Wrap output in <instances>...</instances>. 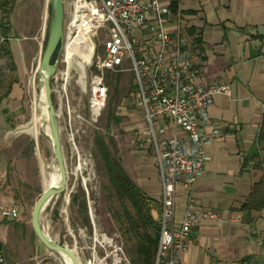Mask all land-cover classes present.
I'll return each instance as SVG.
<instances>
[{"label":"built area","instance_id":"2783aa9c","mask_svg":"<svg viewBox=\"0 0 264 264\" xmlns=\"http://www.w3.org/2000/svg\"><path fill=\"white\" fill-rule=\"evenodd\" d=\"M5 1L0 0V8ZM173 2L70 0L60 60L51 79L58 118L66 115L68 127L79 133L85 123H98L107 107L108 73H133L162 184L160 238L153 264H183L192 231L208 221L224 223L214 211H194L192 200L182 220H176L178 191L191 190L206 174V148L222 135L219 129L207 134L214 125L210 109L217 96L231 97L232 89L226 83L195 82L200 52L184 30L181 15L173 13ZM9 39L0 29V66ZM41 56L29 75L33 89ZM73 84L79 90L76 95L71 93ZM86 209L83 222L70 230L80 264H131L122 235L99 230L89 198ZM0 217L16 221L20 211L1 207ZM259 245L264 247V236ZM0 264H6L2 253Z\"/></svg>","mask_w":264,"mask_h":264},{"label":"crops","instance_id":"0c3cea01","mask_svg":"<svg viewBox=\"0 0 264 264\" xmlns=\"http://www.w3.org/2000/svg\"><path fill=\"white\" fill-rule=\"evenodd\" d=\"M31 2L42 6V13L37 12L35 25L19 40L17 47L11 45L10 32L7 47L14 69L10 68L7 58L0 66V107L6 106L8 119L20 117L24 89L28 87L32 67L42 54L50 27L51 0ZM180 10L186 33L190 36L188 31L195 30L201 41L196 46L200 57L195 63V82L204 86L226 83L232 89L231 97L217 96L210 109L214 125L207 134L212 136L219 129L222 135L215 137L206 148L209 157L206 174L191 190L178 191L176 209V220L180 222L192 200L194 211H214L224 223L208 221L195 228L182 263L200 264L204 250V257H209L207 254L211 251L221 256L212 264H228L225 263L227 256L241 261L248 257L252 264H263L264 247H260L259 239L264 236V209L255 212L249 223L240 209L253 185L264 177V171L257 168L259 161L264 162V144H258L264 111V0H180ZM17 51L20 56L16 55ZM14 151L9 147L0 149V208H18L20 218L16 221L26 224L16 201L22 192L21 185L31 186L33 174L24 157V146ZM154 181L153 185L138 186L149 196L148 191L152 192L155 195L152 198L161 202L160 175ZM5 221L0 217V223L9 224ZM245 229L249 232L247 245L241 248V234ZM1 243L4 248L6 244Z\"/></svg>","mask_w":264,"mask_h":264},{"label":"rangeland","instance_id":"374dc122","mask_svg":"<svg viewBox=\"0 0 264 264\" xmlns=\"http://www.w3.org/2000/svg\"><path fill=\"white\" fill-rule=\"evenodd\" d=\"M63 1L67 12L70 0ZM0 9L2 10L1 22L5 13L4 9ZM42 10V6H35L31 0L24 2L19 0L15 3L9 17L13 47H17L19 40L23 39L25 34H29V28L35 25V20L38 18L37 12L41 15ZM41 23L42 21L39 20V27ZM26 26L28 29H25ZM16 55L20 56V53L17 51ZM134 85L133 73L129 70L124 71L117 88L110 87L108 104L99 122L93 126L85 123L83 130L79 133L72 132L68 127L66 115L58 118L68 185L63 194L48 204L41 219L44 232L57 243L65 244L73 249L74 240L70 236V230L77 229L83 222L86 213H80L79 204L85 202L88 205V198L94 202L99 230L113 233L118 229L108 210L106 187L109 186V182L95 145L98 132L113 140V149L137 184L144 186L156 183L154 180L159 175L155 150L150 142L143 106L137 92L133 91ZM24 91L20 117L8 119V113L5 112L6 106L0 107V149L9 147L11 151H16L24 146V157L29 165L30 173L33 174L31 186L21 185L22 192L16 201L17 206L22 209L21 219L26 224L17 221H5L9 224L0 223V240L6 244L2 255L6 264H12L13 261V264H66L61 256L51 253L40 242L32 225L33 209L44 191L50 187L49 174L53 173L58 165L47 131L49 122L46 120L45 104L42 101L43 85L38 84L37 80L34 89L28 86ZM71 93L72 95L79 93L75 84L71 87ZM84 102L87 103V97H84ZM72 104L76 106L77 101H73ZM111 113L120 120H110ZM87 114L86 119H88ZM35 121L38 134L34 135L26 130L21 132L24 128L33 127ZM58 172H60L59 168ZM148 192L151 197L155 196L152 192ZM75 196L78 197L77 202L73 201ZM65 210L67 214L63 212ZM155 217H157L156 213ZM9 228H11L10 232ZM248 233L246 229L242 231L241 248L247 245ZM204 253L206 252L203 250L200 264H212L221 257L214 251L208 252L209 257H204ZM235 260L237 259L232 260V257L227 256L225 263L229 264L233 261L231 264H252Z\"/></svg>","mask_w":264,"mask_h":264},{"label":"trees","instance_id":"16d2710c","mask_svg":"<svg viewBox=\"0 0 264 264\" xmlns=\"http://www.w3.org/2000/svg\"><path fill=\"white\" fill-rule=\"evenodd\" d=\"M17 0H7L3 3L5 16L0 22L1 32L9 37L11 28L7 22L10 12L15 6ZM172 10L174 14L183 15L180 10V0H174ZM196 46L201 44V41L196 37L195 30L188 31ZM48 35L44 43L46 47ZM5 57L9 62L10 68L14 69L13 58L8 47L4 51ZM58 51L55 53L52 64L55 63ZM123 72H109L107 83L110 87L118 86ZM133 91L137 92L136 85L133 86ZM55 103V99L52 96ZM110 120L119 121L113 113L110 115ZM258 144H264V111L261 118L260 128L258 132ZM95 145L99 153V158L102 161L105 176L109 182L106 187V196L108 202V210L113 216V220L118 226V231L123 238L126 253L131 264H153L156 252L158 249L160 238V218L155 217L161 214L162 205L157 199L149 196L142 190L138 184L131 178L124 168L116 151L113 149L114 142L110 137L98 132L95 137ZM257 168L264 171V162L259 161ZM74 202L78 201L75 196ZM264 209V177L254 184L252 190L247 197V200L242 205L240 211L244 215V220L248 223L251 221L255 212H261ZM81 214L86 213V203L79 204ZM3 252V244L0 241V253ZM242 262H250V258L243 259Z\"/></svg>","mask_w":264,"mask_h":264},{"label":"water","instance_id":"95a60500","mask_svg":"<svg viewBox=\"0 0 264 264\" xmlns=\"http://www.w3.org/2000/svg\"><path fill=\"white\" fill-rule=\"evenodd\" d=\"M65 4L63 0H51V17L48 32V40L45 49L43 48L41 61L38 72V84L43 85V94L45 100V115L49 122L50 132L48 133L51 142L53 154L60 171V182L57 185L49 187L44 191L38 202L36 203L32 214V225L34 232L40 242L53 254L63 258L66 256L71 264H80L75 252L65 244L57 243L52 240L43 230L41 219L42 213L48 204L59 195L66 191L68 185L67 169L64 157L63 146L61 142L59 120L56 112L55 104L52 98L51 79L55 74L60 55L62 51L64 26H65ZM58 51L54 64L52 59Z\"/></svg>","mask_w":264,"mask_h":264},{"label":"bare ground","instance_id":"6f19581e","mask_svg":"<svg viewBox=\"0 0 264 264\" xmlns=\"http://www.w3.org/2000/svg\"><path fill=\"white\" fill-rule=\"evenodd\" d=\"M44 100H45L44 94L42 93V101H44ZM25 130L27 132L33 133L34 135L35 134H38V129H37L36 121L34 122L33 127H31V128H24L22 131L21 130L20 131L21 132H24ZM47 131H48V133L50 132V128L49 127L47 128ZM60 179H61V176H60V172H58V166H57V167H55V171L53 173L49 174V186L52 187L54 185H57L60 182ZM63 259H64V261H65L66 264H71V261L66 256H63Z\"/></svg>","mask_w":264,"mask_h":264}]
</instances>
